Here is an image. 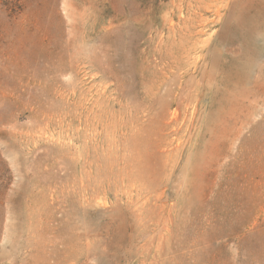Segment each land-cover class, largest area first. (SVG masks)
Segmentation results:
<instances>
[{"label": "rangeland", "instance_id": "374dc122", "mask_svg": "<svg viewBox=\"0 0 264 264\" xmlns=\"http://www.w3.org/2000/svg\"><path fill=\"white\" fill-rule=\"evenodd\" d=\"M0 264H264V0H0Z\"/></svg>", "mask_w": 264, "mask_h": 264}, {"label": "bare ground", "instance_id": "6f19581e", "mask_svg": "<svg viewBox=\"0 0 264 264\" xmlns=\"http://www.w3.org/2000/svg\"><path fill=\"white\" fill-rule=\"evenodd\" d=\"M238 35V34H237Z\"/></svg>", "mask_w": 264, "mask_h": 264}]
</instances>
